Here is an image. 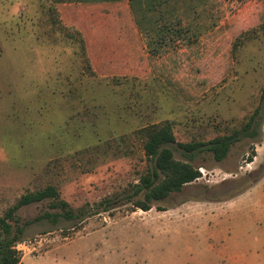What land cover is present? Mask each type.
<instances>
[{"label": "rangeland", "instance_id": "1", "mask_svg": "<svg viewBox=\"0 0 264 264\" xmlns=\"http://www.w3.org/2000/svg\"><path fill=\"white\" fill-rule=\"evenodd\" d=\"M64 2L61 14L0 0V218L47 186L85 214L25 226L18 264H264V115L257 138L221 163L196 156L201 177L150 211L112 202L145 172L143 128L205 143L247 122L264 86V0ZM59 211L46 200L15 215Z\"/></svg>", "mask_w": 264, "mask_h": 264}, {"label": "trees", "instance_id": "2", "mask_svg": "<svg viewBox=\"0 0 264 264\" xmlns=\"http://www.w3.org/2000/svg\"><path fill=\"white\" fill-rule=\"evenodd\" d=\"M260 29L264 35V27ZM176 32H178L177 34H183L179 29ZM255 33L256 30L251 29L242 35V39L248 40ZM240 41L241 38L238 39L236 44L240 45ZM149 54L154 56L156 54L155 49H150ZM259 101L258 106L240 129L233 130L229 135L216 137L205 143L193 141L178 143L169 123L140 130L139 133L144 137L142 150L147 167L140 176L138 183L132 186L131 193L112 202L121 203L126 201L131 204L133 209L148 212L152 209L154 203L165 200L171 194L180 192L184 186L195 182L201 177L198 167L193 164L196 156L204 152L211 153L213 160L216 163H221L226 159L231 147L242 138L255 139L258 137L264 115V86L261 88ZM173 145L176 146V149L181 150V154L185 158L184 161L175 159L174 149L171 147ZM248 160L252 162V157H249ZM140 195L142 198H138ZM46 200L51 210L60 211L46 212L23 226L17 224L19 219L15 214L20 208ZM110 202L108 201L106 204H110ZM84 215L82 213L75 215L69 205L60 198L58 190L52 186L22 195L15 205L0 218V264L19 263L14 244L20 240L25 226L40 220H48L52 223H56L59 219L75 221L81 219ZM10 221L13 224H10Z\"/></svg>", "mask_w": 264, "mask_h": 264}, {"label": "crops", "instance_id": "3", "mask_svg": "<svg viewBox=\"0 0 264 264\" xmlns=\"http://www.w3.org/2000/svg\"><path fill=\"white\" fill-rule=\"evenodd\" d=\"M65 0H49L50 3H54L55 8L58 10V12H70V4L67 6L64 2ZM72 2L75 1L74 3H77V5H85L87 8H108L111 4L110 3H117L118 1L121 0H71ZM72 4V3H71ZM62 14V13H61ZM71 16V15H70ZM52 254V253H50ZM49 254V255H50ZM49 255L43 256L42 258H45ZM26 264H40L39 260L35 261H26Z\"/></svg>", "mask_w": 264, "mask_h": 264}]
</instances>
